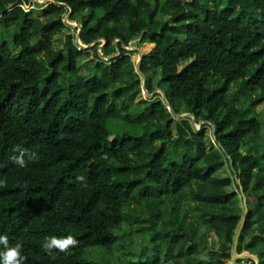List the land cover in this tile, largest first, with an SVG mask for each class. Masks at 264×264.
<instances>
[{"label":"trees","instance_id":"trees-1","mask_svg":"<svg viewBox=\"0 0 264 264\" xmlns=\"http://www.w3.org/2000/svg\"><path fill=\"white\" fill-rule=\"evenodd\" d=\"M32 2L0 0V233L25 264H231L248 194L237 253L264 264V0H50L44 23ZM68 13L94 44L90 69L72 40L55 48ZM138 38L154 44L140 71H160L167 103L137 102L143 84L123 46ZM145 87L155 92L151 78ZM183 104L211 125L210 149L192 120L174 131ZM17 144L37 159L19 167ZM225 166L232 177L216 174ZM53 235L75 243L46 251Z\"/></svg>","mask_w":264,"mask_h":264},{"label":"rangeland","instance_id":"rangeland-1","mask_svg":"<svg viewBox=\"0 0 264 264\" xmlns=\"http://www.w3.org/2000/svg\"><path fill=\"white\" fill-rule=\"evenodd\" d=\"M48 1L49 0H39V3L36 4L37 5L36 8H34V12L32 14L33 18H35V19L40 18V20H42L43 23L47 21V17L44 15V11H45V5ZM64 17H65V22L68 24L69 28H66L63 33L55 36V48L62 51L63 53H66V48H67L69 42L71 40L73 42H77L80 39V31L82 29L83 20L79 16L76 17L75 20H70V14L69 13L66 14ZM168 20H170V18H168ZM0 28H1V25H0ZM96 45H98L96 49L98 51H101L102 50V44L96 43ZM96 45H95V47H96ZM153 47H154V44H151V43L149 44L148 41L141 42L140 38L134 40L133 42L130 43L129 46L126 47L127 49L132 50L134 52L132 59L135 63L136 69L140 66V61H141L142 55H147L148 53H150L152 51ZM93 50H94V48H92V50H88L87 52L84 53L83 56H80L78 58V64L80 66L84 67L85 69H90V67L93 66L94 59H95ZM103 60H105V59H103ZM185 65H186V63L181 64V68H183ZM140 77H141V81H142L143 86L145 85L146 80L148 78H151L152 82H153V86L155 87V92H154L155 95L160 96L163 99V101L165 103H167L166 100L164 99L165 93L162 91V89L159 86V82L161 80L160 71H157L155 73H151L149 75H140ZM155 95H154V97H155ZM154 97H150V93L148 91L143 90V93L140 96V98L137 100V102H140L142 99H154ZM256 112L258 114H261L262 112H264V103H262L256 109ZM183 119L192 120L191 122H192V125L195 129H198V130L206 129V131H207V134H206L207 146L210 149L214 145V138H213V134H212L211 125L207 124V125L203 126L204 123L197 122V121L195 122L192 114L190 113V111L188 110V108L185 104H183L181 114L174 115V122H173L174 131L177 132L178 125ZM109 126H110V129L112 132L110 135V144H111L112 140L115 138V136L119 133V131L121 129V123L113 120V121H110ZM252 150L254 152H256V150H257L256 144H253ZM216 174L220 177H232L233 170L231 169L230 166H225L223 168L217 169ZM233 189H236L235 186H233L231 188V190H233ZM249 201H253L252 195L248 194V195H246V197H244L243 195H240L238 208H243L245 211V205ZM139 242H140V240H138V243ZM135 248L140 250V247H138V244H136ZM138 250H136L134 252H132V251L129 252L128 257L132 258L133 260H137L138 256H139ZM142 250H143V252H146L148 254L151 253V247L149 245H146ZM200 250H201V257L202 258L206 259L209 257L210 249L201 247ZM232 261L235 264H237L236 263L237 261H234V258L232 259ZM164 264H173V263L172 262H165ZM242 264H244V263H242Z\"/></svg>","mask_w":264,"mask_h":264},{"label":"clouds","instance_id":"clouds-1","mask_svg":"<svg viewBox=\"0 0 264 264\" xmlns=\"http://www.w3.org/2000/svg\"><path fill=\"white\" fill-rule=\"evenodd\" d=\"M13 152L18 155L13 156L14 162L21 168L26 166L27 161L37 159V153L29 150L23 145L17 144L13 147ZM78 183L86 187V177L79 175L77 177ZM75 240L71 235L62 237L51 236L43 244V248L46 251L52 249H59L65 251L70 245L74 244ZM26 256L23 252V247L20 243L14 245L9 244V238L7 234L0 233V264H25Z\"/></svg>","mask_w":264,"mask_h":264},{"label":"water","instance_id":"water-1","mask_svg":"<svg viewBox=\"0 0 264 264\" xmlns=\"http://www.w3.org/2000/svg\"><path fill=\"white\" fill-rule=\"evenodd\" d=\"M71 14V13H70ZM124 48H126V46H123ZM127 49V48H126ZM129 50V49H127ZM119 52V48H117V53ZM103 55L101 54V57ZM145 55H142V58H141V61H140V64L143 60ZM111 57L109 58H106V60H109ZM137 72L139 73V75H144L141 71H140V66L136 69ZM143 90L147 91L146 90V87L145 85L143 86ZM155 93H150V97H154ZM164 99L167 101V97L166 95H164ZM169 109L171 110V107L169 106ZM174 115H177L174 113ZM193 116V119L194 121L196 122V118L195 116L192 114ZM233 166V164H232ZM243 192V191H242ZM244 193V192H243ZM245 212H246V215H245V218H244V221H243V224L241 225V227L239 228V231H238V234H237V237H236V240H235V245H234V249H233V258H234V261L238 260V259H243V260H246V261H249L250 259H255L257 262L256 264H259V259L254 255V254H251V253H247V254H238L237 253V243H238V238H239V235L241 233V231L243 230V226H244V222L246 221V217H247V213H248V207H247V203L245 205ZM231 264H235L233 261L231 262Z\"/></svg>","mask_w":264,"mask_h":264},{"label":"built area","instance_id":"built-area-1","mask_svg":"<svg viewBox=\"0 0 264 264\" xmlns=\"http://www.w3.org/2000/svg\"><path fill=\"white\" fill-rule=\"evenodd\" d=\"M50 1V0H49ZM37 3H39V0H33V2L31 3V4H29V5H25V7L27 8V9H30V8H36V4ZM75 44H76V46H77V48H78V50H82V51H84V52H87L88 50H89V48L91 47V46H93L94 44H91V45H84L81 41H80V39L77 41V42H75ZM99 52H101V51H99ZM102 59H105L106 60V58H102ZM168 109H169V105H168Z\"/></svg>","mask_w":264,"mask_h":264},{"label":"crops","instance_id":"crops-1","mask_svg":"<svg viewBox=\"0 0 264 264\" xmlns=\"http://www.w3.org/2000/svg\"><path fill=\"white\" fill-rule=\"evenodd\" d=\"M150 44V43H149ZM154 48V47H153ZM153 50V49H152Z\"/></svg>","mask_w":264,"mask_h":264}]
</instances>
